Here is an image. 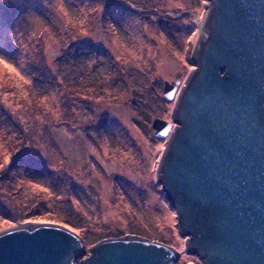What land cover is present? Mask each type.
I'll use <instances>...</instances> for the list:
<instances>
[{"label": "rangeland", "instance_id": "374dc122", "mask_svg": "<svg viewBox=\"0 0 264 264\" xmlns=\"http://www.w3.org/2000/svg\"><path fill=\"white\" fill-rule=\"evenodd\" d=\"M210 13L208 0H0V233L82 231L81 264L120 232L201 264L159 183L169 142L152 122L174 123L163 83L193 74Z\"/></svg>", "mask_w": 264, "mask_h": 264}, {"label": "water", "instance_id": "95a60500", "mask_svg": "<svg viewBox=\"0 0 264 264\" xmlns=\"http://www.w3.org/2000/svg\"><path fill=\"white\" fill-rule=\"evenodd\" d=\"M211 13L179 90L159 183L201 264H264V0H208ZM118 235H121L120 232ZM84 232L56 224L0 233V264H79ZM81 264H176L178 249L139 236L104 239Z\"/></svg>", "mask_w": 264, "mask_h": 264}, {"label": "snow or ice", "instance_id": "6c2138e0", "mask_svg": "<svg viewBox=\"0 0 264 264\" xmlns=\"http://www.w3.org/2000/svg\"><path fill=\"white\" fill-rule=\"evenodd\" d=\"M88 264H93V261L92 260H89Z\"/></svg>", "mask_w": 264, "mask_h": 264}, {"label": "trees", "instance_id": "16d2710c", "mask_svg": "<svg viewBox=\"0 0 264 264\" xmlns=\"http://www.w3.org/2000/svg\"><path fill=\"white\" fill-rule=\"evenodd\" d=\"M88 47V46H87ZM92 47V46H91ZM84 53V52H83ZM157 139H159V138H157ZM117 235V234H116ZM118 236H121V235H118Z\"/></svg>", "mask_w": 264, "mask_h": 264}, {"label": "bare ground", "instance_id": "6f19581e", "mask_svg": "<svg viewBox=\"0 0 264 264\" xmlns=\"http://www.w3.org/2000/svg\"><path fill=\"white\" fill-rule=\"evenodd\" d=\"M204 28V27H203Z\"/></svg>", "mask_w": 264, "mask_h": 264}]
</instances>
